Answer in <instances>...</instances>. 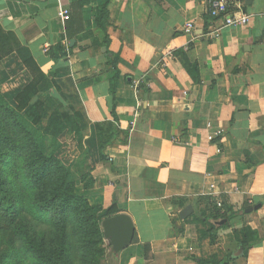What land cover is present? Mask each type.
I'll return each mask as SVG.
<instances>
[{
    "label": "crops",
    "instance_id": "crops-1",
    "mask_svg": "<svg viewBox=\"0 0 264 264\" xmlns=\"http://www.w3.org/2000/svg\"><path fill=\"white\" fill-rule=\"evenodd\" d=\"M57 1L0 0V25L50 78L69 79L79 97L92 182L75 191L90 205L114 204L137 238L106 264H196L191 256L229 255L228 264H264V0H227L228 14L249 20L222 28L216 39L208 33L221 16H210L208 0H61L70 12L65 23ZM106 1L103 44L95 13ZM188 22L192 32L183 31ZM86 32L98 46L80 39ZM57 44L67 56L54 62L45 48ZM178 51L198 66L199 84ZM113 61L119 79L111 93ZM31 79L16 55L0 60L7 99ZM188 205L192 212L181 219ZM213 208L229 220L211 242L209 224L195 217L203 211L210 222ZM248 225L260 242L242 255L233 232Z\"/></svg>",
    "mask_w": 264,
    "mask_h": 264
},
{
    "label": "trees",
    "instance_id": "trees-1",
    "mask_svg": "<svg viewBox=\"0 0 264 264\" xmlns=\"http://www.w3.org/2000/svg\"><path fill=\"white\" fill-rule=\"evenodd\" d=\"M108 18L106 1L95 13L96 23L105 33L103 44L109 40ZM84 38L99 45L90 32L80 36ZM47 53L54 62L67 56L61 44ZM12 54L32 79L12 100L0 91V264H100L105 241L101 222L119 209L114 204L90 205L75 191L76 184L92 182L84 138L88 120L79 97L69 79L50 78L29 48L0 25V60ZM177 55L194 85L199 84L198 66L189 63L183 52ZM110 65L114 69L110 91L114 93L119 71L115 61ZM65 138L72 153L65 149ZM103 144L98 133L99 151ZM213 209L210 222L203 211L195 217L198 223L209 224L211 242L228 221L215 222L229 220V215ZM233 233L242 255L260 242L258 231L249 225ZM136 240L134 236L132 242ZM191 258L196 264H228L233 256L220 261L215 256Z\"/></svg>",
    "mask_w": 264,
    "mask_h": 264
},
{
    "label": "water",
    "instance_id": "water-1",
    "mask_svg": "<svg viewBox=\"0 0 264 264\" xmlns=\"http://www.w3.org/2000/svg\"><path fill=\"white\" fill-rule=\"evenodd\" d=\"M74 43V40L70 41V46ZM256 206L255 208H258ZM252 211L249 208L247 212ZM192 212V207L190 205L186 206L179 212L181 219L186 218ZM225 220L218 222L222 224ZM103 238L107 244L111 247L113 253H119L126 246H128L135 235L134 225L131 218L126 214H117L108 218H105L101 222Z\"/></svg>",
    "mask_w": 264,
    "mask_h": 264
},
{
    "label": "built area",
    "instance_id": "built-area-1",
    "mask_svg": "<svg viewBox=\"0 0 264 264\" xmlns=\"http://www.w3.org/2000/svg\"><path fill=\"white\" fill-rule=\"evenodd\" d=\"M208 12L210 16L216 18L221 16L222 25L208 33V36L212 39H216L219 37L221 29L228 26H235L237 24H246L249 20L248 14H241L240 16H233L227 13L228 1L227 0H208ZM57 16L58 19L65 23L69 17L70 12L69 9L62 4L61 0L57 1ZM193 23L188 22L184 25L183 31L192 32ZM264 30V27H263ZM48 48H45L47 52ZM220 205L219 203H217Z\"/></svg>",
    "mask_w": 264,
    "mask_h": 264
},
{
    "label": "rangeland",
    "instance_id": "rangeland-1",
    "mask_svg": "<svg viewBox=\"0 0 264 264\" xmlns=\"http://www.w3.org/2000/svg\"><path fill=\"white\" fill-rule=\"evenodd\" d=\"M63 141H64L65 149H68V151H70L72 153L73 148H71L69 141H68V138L63 139ZM199 232L202 233V230L200 229ZM102 246H104V254L100 257V264H106V262L108 261V258L111 256L110 254L112 252H111V248L108 246L106 241H103ZM109 261L112 263V259H109Z\"/></svg>",
    "mask_w": 264,
    "mask_h": 264
}]
</instances>
